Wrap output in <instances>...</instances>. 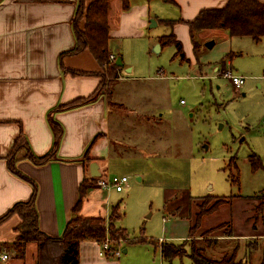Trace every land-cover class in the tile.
Segmentation results:
<instances>
[{
  "label": "rangeland",
  "instance_id": "374dc122",
  "mask_svg": "<svg viewBox=\"0 0 264 264\" xmlns=\"http://www.w3.org/2000/svg\"><path fill=\"white\" fill-rule=\"evenodd\" d=\"M143 1L151 19L159 16L155 27H150L146 14L144 26L130 28L125 21L127 33L118 35L117 4L110 16L109 34H114H110L109 50L122 58L126 66L122 76L136 79L116 82L118 78L107 75L101 88L109 93L114 86L115 100L127 107L116 111L121 114V130L109 164L112 175L126 176L128 182L122 192L105 190L109 192L105 198L112 206L120 204L122 217L114 224L128 237L115 245L110 237L115 254L109 251L100 259L112 264H193L187 256L163 261L159 240L186 239L201 199L245 198L206 216L203 229L225 223L233 215H251L253 198L260 202L256 212L264 209V38L256 42L231 38L225 30H206L192 39L188 27L176 29L177 24L167 23L180 19L175 3L129 0V4ZM171 34L181 42L185 59L177 55L175 46L159 42ZM210 41L215 42L212 48L207 47ZM227 67L246 77L240 91L221 75ZM144 115L151 117L150 127L142 121ZM253 153L262 162L255 173L248 160ZM219 231L228 233L229 225L223 224ZM183 242L189 249L193 240ZM229 251L228 257L233 253L232 248ZM236 258L235 264H244ZM262 259L255 254L245 264Z\"/></svg>",
  "mask_w": 264,
  "mask_h": 264
},
{
  "label": "crops",
  "instance_id": "0c3cea01",
  "mask_svg": "<svg viewBox=\"0 0 264 264\" xmlns=\"http://www.w3.org/2000/svg\"><path fill=\"white\" fill-rule=\"evenodd\" d=\"M174 1L180 8V19L183 21L195 19L202 10L220 9L227 2ZM261 1L264 3V0ZM77 4L78 0L0 2V217L17 202L27 201L32 194L31 185L11 173L5 159L11 152L15 139L22 135L36 156L48 153L52 156L51 160L43 165H35L24 158L20 159L16 166L22 174L36 183L40 229L55 237L61 236L68 222L76 216L74 209L80 199L83 185L85 193L78 214L108 219L112 205L108 204L109 199L105 196L109 192L99 187L97 181L99 178L108 180L110 175L115 176L112 175L109 159L113 156L114 140L119 139L117 133L121 130V114L116 111L127 109L125 104L115 100L114 86L109 93L99 88L102 78L106 76V70L90 50L65 54L75 46L73 21ZM116 4L119 6L121 19L118 35H126L129 25L124 24L125 21L132 25L130 28L134 26L137 29L138 25L146 24L147 14L150 22L148 4L145 1L134 4L125 11L120 0H112L109 23L113 6H117ZM158 17L153 19L157 22ZM183 26L187 27L182 22L174 28ZM123 67L126 68L125 64ZM70 70L83 74L75 75L69 72ZM160 74L163 75V72ZM118 75L116 82L136 79L122 76L121 71ZM91 97L94 99L76 108L56 110L60 104ZM145 113L148 114H142ZM144 116L142 121L150 127L151 117ZM50 119L62 127V135L56 146ZM24 154L22 151L20 157ZM93 162L99 165L100 177L94 178L90 174V164ZM257 200L253 198L256 203L250 204L251 215L243 218L233 215L225 223L203 229L206 216L204 217L201 225L204 231L200 228L196 239L204 242L207 238L203 237V233L219 227L211 234L212 242L206 247L207 253L215 254L217 257L212 255L218 259L219 256L230 253L232 248V252H236L237 262L244 261V264L255 254L264 257V209L256 212V207L260 204ZM235 201L243 202L245 198L236 196L232 202L219 209L225 206L232 208ZM246 206L249 207L247 204ZM18 223V217L14 216L0 225V255L12 254L8 261H0V264L34 263L37 250L34 243L27 246L24 259L14 258L13 252L7 248L16 239L15 227ZM223 224L229 225L228 233H220ZM188 238L189 235L179 243L172 242L180 244ZM164 241L166 240L160 239L159 244ZM204 245L208 246L206 242ZM99 248L101 249V244L95 240L82 241L80 264H112L100 259ZM109 255H114V252L110 251ZM263 260L258 264H263Z\"/></svg>",
  "mask_w": 264,
  "mask_h": 264
},
{
  "label": "trees",
  "instance_id": "16d2710c",
  "mask_svg": "<svg viewBox=\"0 0 264 264\" xmlns=\"http://www.w3.org/2000/svg\"><path fill=\"white\" fill-rule=\"evenodd\" d=\"M2 0H0L1 2ZM45 1V0H37ZM112 0H78L76 12L73 21V31L75 36V46L65 54H77L84 50H90L99 61L100 65L106 70V76L101 80L100 87L107 81V75L119 78L118 72L123 67L112 63L109 60L110 50V25L109 10ZM123 10H129V0H120ZM173 2L174 0H164ZM176 4V3H175ZM184 22L194 39L195 34L206 30H225L231 38L248 37L259 42L264 38V3L261 0H227L226 5L220 9L202 10L200 14L191 21L173 20L167 21L168 24L175 26ZM161 45H173L177 48V55L185 59L183 46L174 34L163 36L159 39ZM72 74H83L75 70H70ZM94 98L78 99L68 104H60L56 110H69L90 102ZM114 106L113 104H111ZM51 128L55 137L54 146L59 142L62 135V127L59 123L50 119ZM24 151L23 157L20 153ZM28 159L35 165H43L52 158L51 153L44 156H36L31 150L25 137L19 135L13 144L11 152L5 158L8 169L11 173L28 182L32 187V194L27 201H21L14 204L8 212L0 217V225L10 217H18L19 223L15 227L16 239L13 244L8 246L16 259H24L27 246L34 243L36 245V254L33 264H80V246L84 240H95L99 244L103 243L107 235L111 237L115 244L126 240L128 233L126 230L117 228L115 222L122 217L120 213V204L111 207L108 219L102 216L84 217L78 214L81 210L82 201L85 193V187L82 186L80 199L75 206L74 216L65 227L61 236H49L45 234L39 225V213L36 206L38 188L36 183L28 176L22 174L17 169V163L20 159ZM87 159V153L85 155ZM252 172L261 169V158L253 153L248 158ZM232 197L207 196L201 199L198 204V212L193 216L192 226L189 230V239L193 240L189 249H186L187 242L176 244L173 242H162L160 245L163 260L172 261L174 258L187 256L190 257L193 264H235L236 252L229 257L225 253L221 258H212L208 256L207 248L210 246L211 234L217 228L203 233L207 238L204 242L207 245H201L196 239V234L200 230L205 216L213 214L224 204L232 202ZM223 227V226H222ZM219 228V227H218ZM195 239V241H194ZM264 264V263H263Z\"/></svg>",
  "mask_w": 264,
  "mask_h": 264
},
{
  "label": "built area",
  "instance_id": "2783aa9c",
  "mask_svg": "<svg viewBox=\"0 0 264 264\" xmlns=\"http://www.w3.org/2000/svg\"><path fill=\"white\" fill-rule=\"evenodd\" d=\"M109 60L114 63L116 62V56L114 54H110ZM222 76L228 78L231 84L237 91H240L245 84L246 77L242 75L235 74L233 70L229 67L225 71L221 73ZM183 103V102H182ZM128 182V177L126 176H112L111 178L103 179L99 178L97 184L99 187L105 190L115 189L117 192H122L125 184ZM110 237L107 236L105 241L101 243L100 255L104 256L107 252L111 251ZM117 254L118 251L116 252ZM115 254V253H114ZM11 258V255L8 253H4L0 255V261L6 262Z\"/></svg>",
  "mask_w": 264,
  "mask_h": 264
},
{
  "label": "water",
  "instance_id": "95a60500",
  "mask_svg": "<svg viewBox=\"0 0 264 264\" xmlns=\"http://www.w3.org/2000/svg\"><path fill=\"white\" fill-rule=\"evenodd\" d=\"M156 25H157L156 20L155 19H151L150 20V27H155ZM214 45H215V42L214 41H210L207 44V47L208 48H212V47H214ZM116 65L119 66V67H123L124 66V63H123L121 57H118V59L116 60ZM128 71H130V69ZM90 174L94 178L101 176V173L99 172V165H98V163L93 162V163L90 164Z\"/></svg>",
  "mask_w": 264,
  "mask_h": 264
}]
</instances>
